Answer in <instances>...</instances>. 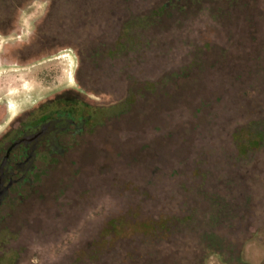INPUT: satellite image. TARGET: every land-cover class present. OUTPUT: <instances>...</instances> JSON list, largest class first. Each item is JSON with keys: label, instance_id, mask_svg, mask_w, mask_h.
<instances>
[{"label": "rangeland", "instance_id": "rangeland-1", "mask_svg": "<svg viewBox=\"0 0 264 264\" xmlns=\"http://www.w3.org/2000/svg\"><path fill=\"white\" fill-rule=\"evenodd\" d=\"M40 103L87 120L0 206V264H264V0H0V134Z\"/></svg>", "mask_w": 264, "mask_h": 264}, {"label": "flooded vegetation", "instance_id": "flooded-vegetation-1", "mask_svg": "<svg viewBox=\"0 0 264 264\" xmlns=\"http://www.w3.org/2000/svg\"><path fill=\"white\" fill-rule=\"evenodd\" d=\"M49 39L45 34L35 31L32 41L27 44L32 46L42 42L39 49H43L49 46ZM57 77L51 75L47 83L51 81L50 85H57L60 82ZM68 91H75V87ZM42 106L40 103L29 111L20 110L14 121L0 134V206L4 205L14 187L29 182L30 173L34 169L33 162L40 149L49 151L59 148L60 136L79 131L87 120L78 118V110L75 108L56 107L49 109L47 114L42 111Z\"/></svg>", "mask_w": 264, "mask_h": 264}]
</instances>
